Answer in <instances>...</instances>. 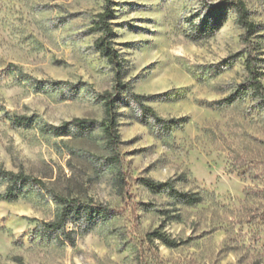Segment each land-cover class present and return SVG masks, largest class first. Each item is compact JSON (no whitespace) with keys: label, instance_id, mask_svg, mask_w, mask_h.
<instances>
[{"label":"rangeland","instance_id":"1","mask_svg":"<svg viewBox=\"0 0 264 264\" xmlns=\"http://www.w3.org/2000/svg\"><path fill=\"white\" fill-rule=\"evenodd\" d=\"M225 1L238 0H111L121 81L168 122L121 93L126 189L98 125L53 130L75 118L100 122L101 95L116 93L93 46L104 0H0V165L45 184L15 201L0 184V264H264V103L236 95L245 45ZM239 1L256 25L264 86V0ZM18 116L32 120L19 126ZM142 179L178 194L151 192ZM185 193L199 202L182 204ZM54 196L105 207L107 220L89 230L69 221L70 245L44 229L60 213ZM154 230L179 244L146 237Z\"/></svg>","mask_w":264,"mask_h":264},{"label":"trees","instance_id":"2","mask_svg":"<svg viewBox=\"0 0 264 264\" xmlns=\"http://www.w3.org/2000/svg\"><path fill=\"white\" fill-rule=\"evenodd\" d=\"M104 8L101 13L96 15V19L92 26V31L98 33L99 36L94 41L95 51L106 60L107 64L112 68L115 79V95H111L105 92L101 95L100 100L103 104V118L100 122L89 119H79L75 118L71 121L63 122L60 127L53 128L55 131V136H64V134L69 132L70 127H76L78 129H87L94 126H99L103 133V138L106 148L109 150L110 154L107 158V163L111 167L117 170L118 181L120 182V188H126V181L123 176V161L119 152V146L121 145L117 116H118V102L121 101V93L125 92L128 96L140 106V108L151 117L156 124H168V122L157 117L154 111L144 105V102L148 97L134 94L126 86L125 83L121 81V75L124 71L123 64L124 61L120 58V55L115 47L113 31V25L111 23L113 17L112 3L111 0H104ZM225 4L233 8L237 15L238 24L241 26L242 40L245 45V70L246 76L242 85L236 89V95H245L251 92L257 99L264 103V86L260 80V74L258 68L256 67V58L254 57V49L252 39L256 33V25L249 20V11L246 5L242 1H225ZM31 117H16L15 124L21 126L31 121ZM165 127V126H163ZM142 184L151 192L160 193L162 191L173 192L178 194L172 187L170 182L167 183H157L150 179H142ZM0 184H5V193L3 198L6 201H15L19 198L22 189L25 186H39L40 188H45V184L31 176L25 175L22 171L13 173L12 171H6L2 165H0ZM179 196V197H178ZM180 202L185 205H194L199 202L196 194L185 193L178 195ZM56 203L60 206V213L56 216L53 221L44 224V229L49 234L61 233L66 242L70 245L73 244V239L71 238V232H66V225L69 221L78 226L79 228H89L94 227L97 221L104 222L107 220L108 209L102 206L93 207L87 204H83L78 200H68L59 196H54ZM84 226V227H82ZM146 237L156 239L162 242L168 247H175L179 243L175 239L170 238L167 234L161 232L160 230H154L146 233Z\"/></svg>","mask_w":264,"mask_h":264}]
</instances>
